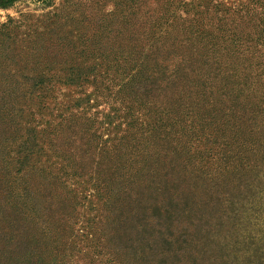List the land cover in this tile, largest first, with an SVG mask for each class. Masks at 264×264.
<instances>
[{"label":"trees","instance_id":"16d2710c","mask_svg":"<svg viewBox=\"0 0 264 264\" xmlns=\"http://www.w3.org/2000/svg\"><path fill=\"white\" fill-rule=\"evenodd\" d=\"M15 1L0 0V8ZM98 2L62 0L46 14L47 48L60 50L63 62H21L17 26L11 18L0 23L3 253L9 256L14 240L11 224L36 207L18 186L35 167L36 145L26 141L14 150L4 127L21 124V99L46 96L47 108L60 85L82 93L66 107L68 115L46 124L50 143L61 139L59 128L70 133L52 151L73 198L118 202L127 213L141 209L138 221L149 223V210L170 215L174 200L186 199V191L194 197L199 185L208 204L211 195H222L227 225L241 219L252 225L258 216L253 236L261 240L264 214L257 209L250 222L247 210L256 212L254 202L264 205V0H117L107 11L97 9ZM102 101L108 111L98 109ZM93 108L100 118L92 117ZM247 188H254L247 201L231 192ZM191 205L183 202L188 211ZM237 236L243 239V232ZM257 250L246 248L243 264H264V246Z\"/></svg>","mask_w":264,"mask_h":264},{"label":"rangeland","instance_id":"374dc122","mask_svg":"<svg viewBox=\"0 0 264 264\" xmlns=\"http://www.w3.org/2000/svg\"><path fill=\"white\" fill-rule=\"evenodd\" d=\"M116 1L100 0L97 9L111 10ZM222 1L231 5L243 0ZM61 3L62 0H52L47 6L33 0H16L11 6L0 8V23L11 18L17 26L14 46L21 62H63L66 59L56 47L47 48L50 34L46 33V14L55 11ZM44 73L46 79V71ZM57 89L53 99H47V108L46 96L42 99L26 97L27 106L21 99L18 104L22 109L21 124L4 127L7 143L14 150L26 141L36 145L34 162L31 160L35 167L29 168L22 175L23 180L18 182L20 188L28 190V198L34 197L36 207L26 210L27 216L19 214L18 221L11 224L15 241L7 246L11 249L9 256L7 252L3 253L5 243L0 239V264H243L247 260L246 248L250 247V251L257 254V246H264V237L258 240L253 236L258 216L252 225L243 219L227 225L224 215L228 211L222 195H211L214 201L208 204L209 196L200 199L199 185L194 197L186 191L183 193L186 199L181 195L174 200V211H167L170 215L163 213L160 216L154 208L149 210L146 218L154 216V222L149 223L138 221L143 215L141 209L134 208L135 212L127 213L118 202L115 207L104 206L103 201L96 202L91 198L93 203L89 205L81 196L73 198L66 187L68 184H63L64 178H61V161L54 158L52 151V148L63 146V140L67 141L70 133L59 128L61 139L50 143L46 137V124L53 126L60 121L59 114L68 115L70 110L66 107L82 93L74 87L60 85ZM90 90V86L83 88L85 93ZM98 109L108 111V106L102 101ZM78 110L72 109L73 112ZM95 110L91 109L90 114L100 118V112ZM25 121L29 123L25 124ZM71 148L74 151V145ZM46 166L51 169L50 174ZM253 189L231 192L247 201ZM184 201L188 204L187 209L194 204L191 211L183 208ZM25 202L30 203L29 199ZM199 202L202 208L196 207ZM253 207L256 212L247 210L249 221L257 209L264 214V205L254 202ZM138 212H141L140 216H137ZM241 231L243 239L237 236ZM262 231L264 233L263 226ZM217 256L220 258L213 262Z\"/></svg>","mask_w":264,"mask_h":264}]
</instances>
